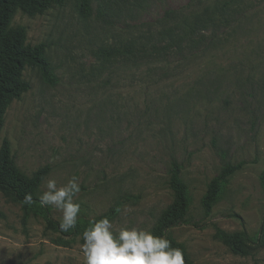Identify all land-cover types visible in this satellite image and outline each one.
I'll return each mask as SVG.
<instances>
[{
	"label": "rangeland",
	"instance_id": "obj_1",
	"mask_svg": "<svg viewBox=\"0 0 264 264\" xmlns=\"http://www.w3.org/2000/svg\"><path fill=\"white\" fill-rule=\"evenodd\" d=\"M203 0H65L43 14L15 13L26 42L45 45L54 82L26 66L30 88L3 110L0 145L10 144L27 175L42 166L61 186L79 178L77 231L50 228L61 213L26 205L0 190V264H84L82 232L108 217L116 230L156 224L172 202L167 184L181 165L189 207L168 229L194 264H264V0H244L228 42L138 59L117 51L123 39L157 30L168 12H191ZM134 34V35H133ZM210 213L202 198L228 164ZM48 209V214L45 209ZM219 228L244 244L234 253Z\"/></svg>",
	"mask_w": 264,
	"mask_h": 264
},
{
	"label": "trees",
	"instance_id": "obj_2",
	"mask_svg": "<svg viewBox=\"0 0 264 264\" xmlns=\"http://www.w3.org/2000/svg\"><path fill=\"white\" fill-rule=\"evenodd\" d=\"M244 0H203L191 12L177 13L171 11L166 14L157 30L149 27L144 33H139V40L134 37L123 39L117 51L122 55L136 58L142 56H158L169 52H181L186 44L206 45L203 52L215 49L228 42L227 33L232 27L234 14L240 9ZM65 0H0V131L3 127V110L8 103L19 99L30 88V83L23 78L26 66L38 68L41 77L47 82H54L49 63L45 58L43 43L31 45L26 42V29L21 25H12L17 12L28 15L43 14L54 5H62ZM83 12H90V0H80ZM134 35V34H133ZM241 164H228L221 173L213 177L205 195L202 206L206 214L210 213L222 190L224 182ZM49 166L45 165L30 175L24 173L17 166L7 139L0 145V190L9 199L30 205L24 202L26 193L33 195L31 205L40 206L36 193L42 181L49 173ZM167 184L172 191V202L163 210L160 218L152 227L157 234H164L172 242V246L180 248L184 254L185 264H194L188 259L185 247L177 242L168 229L177 225L187 213L190 199L188 187L181 175V165L176 160L171 162L168 169ZM41 207V206H40ZM48 214V209L44 208ZM4 217L0 210V219ZM47 225L64 235H71L77 227L67 233L59 228V221L47 216ZM88 227H91L89 225ZM217 237L220 238L234 253L247 254L244 244L235 236L219 228Z\"/></svg>",
	"mask_w": 264,
	"mask_h": 264
},
{
	"label": "clouds",
	"instance_id": "obj_3",
	"mask_svg": "<svg viewBox=\"0 0 264 264\" xmlns=\"http://www.w3.org/2000/svg\"><path fill=\"white\" fill-rule=\"evenodd\" d=\"M80 192L79 178L73 175L61 186L55 179H48L46 190L38 195L42 206L61 213L59 228L65 233L78 225L82 212L75 198ZM24 202L33 203V195L26 193ZM81 240L84 264H185L183 251L173 247L166 235H157L148 228L125 226L116 230L108 217L92 221Z\"/></svg>",
	"mask_w": 264,
	"mask_h": 264
}]
</instances>
